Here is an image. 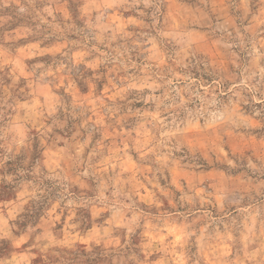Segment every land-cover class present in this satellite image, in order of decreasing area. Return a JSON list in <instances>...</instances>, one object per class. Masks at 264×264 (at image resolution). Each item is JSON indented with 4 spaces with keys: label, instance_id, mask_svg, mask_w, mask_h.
<instances>
[{
    "label": "rangeland",
    "instance_id": "374dc122",
    "mask_svg": "<svg viewBox=\"0 0 264 264\" xmlns=\"http://www.w3.org/2000/svg\"><path fill=\"white\" fill-rule=\"evenodd\" d=\"M0 264H264V0H0Z\"/></svg>",
    "mask_w": 264,
    "mask_h": 264
}]
</instances>
